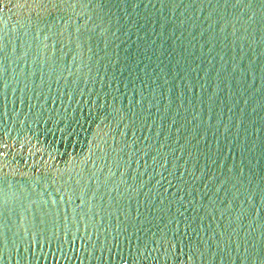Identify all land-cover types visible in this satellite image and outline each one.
<instances>
[{"label":"water","instance_id":"1","mask_svg":"<svg viewBox=\"0 0 264 264\" xmlns=\"http://www.w3.org/2000/svg\"><path fill=\"white\" fill-rule=\"evenodd\" d=\"M0 264H264V0H0Z\"/></svg>","mask_w":264,"mask_h":264}]
</instances>
